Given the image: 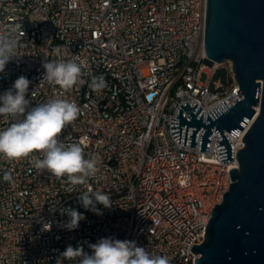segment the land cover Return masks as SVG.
Here are the masks:
<instances>
[{
    "label": "built area",
    "instance_id": "2783aa9c",
    "mask_svg": "<svg viewBox=\"0 0 264 264\" xmlns=\"http://www.w3.org/2000/svg\"><path fill=\"white\" fill-rule=\"evenodd\" d=\"M205 2L0 0V26H22L17 54L23 55L0 73V93L23 75L31 81L33 106L54 98L75 102L79 115L58 139L81 143L98 168L87 185L73 188L66 178L33 167L39 152L18 160L0 156V264H58L67 246L79 244L90 253L88 245L105 237L134 241L170 264H195L191 248L204 241L210 211L231 183L229 171L238 168L236 153L253 122L237 138L223 133L233 148L228 164L219 160L213 130L207 153L198 152L203 129L195 148L172 137L178 108L182 118L190 116L181 105L198 106L207 125L208 112L240 100L233 75L230 84L215 78L219 66L205 55ZM60 58L82 62L88 79L70 91L42 80L43 62ZM204 72L209 79L201 84ZM95 77L106 87L94 90ZM79 86L87 88L85 101L77 100ZM103 109H112V118L103 117ZM7 125L0 118V128ZM88 187L108 193L112 207L97 204L99 215L86 210L78 197ZM66 208L85 216L73 231L63 227ZM13 214L22 216V224L12 223ZM48 222L51 230L44 231Z\"/></svg>",
    "mask_w": 264,
    "mask_h": 264
},
{
    "label": "water",
    "instance_id": "95a60500",
    "mask_svg": "<svg viewBox=\"0 0 264 264\" xmlns=\"http://www.w3.org/2000/svg\"><path fill=\"white\" fill-rule=\"evenodd\" d=\"M204 50L210 63H230L240 100L208 112L207 125L198 106L181 105L190 116L178 108L171 119L175 142L195 148L203 129L198 152L207 153L213 130L219 160L228 164L233 148L223 133L237 138L253 122L236 153L238 168L229 171L232 184L211 212L203 244L191 252L200 255L195 264H264V0H206Z\"/></svg>",
    "mask_w": 264,
    "mask_h": 264
},
{
    "label": "clouds",
    "instance_id": "9594fccd",
    "mask_svg": "<svg viewBox=\"0 0 264 264\" xmlns=\"http://www.w3.org/2000/svg\"><path fill=\"white\" fill-rule=\"evenodd\" d=\"M21 25L0 26V73L6 65L18 55L22 47L18 30ZM42 80L59 85L66 91L76 86L82 75V62L72 59L45 60ZM31 81L26 76H19L10 88L0 93V118L8 122L7 127L0 128V156L9 160L27 158L34 152L42 154V158H34L31 162L37 170H46L58 178H66L70 187L87 185L89 178L98 171L97 161L86 158L81 143L64 144L58 137L64 128L75 121L80 109L75 102L68 99L54 98L44 103L31 104L28 94ZM91 87L102 90L106 83L102 77L93 78ZM6 180L10 175L6 174ZM78 200L86 209L101 214L97 204L105 209L113 205L111 196L101 190L88 187L80 193ZM68 217L63 227L73 231L85 219L83 213L75 208L61 211ZM52 223H43L44 231L51 230ZM91 252H85L82 245H69L60 254L57 262L75 260L76 264H170L163 255L150 254L144 247L137 246L130 240L100 238L88 245Z\"/></svg>",
    "mask_w": 264,
    "mask_h": 264
},
{
    "label": "bare ground",
    "instance_id": "6f19581e",
    "mask_svg": "<svg viewBox=\"0 0 264 264\" xmlns=\"http://www.w3.org/2000/svg\"><path fill=\"white\" fill-rule=\"evenodd\" d=\"M205 9H206V2H205ZM80 79H88V72H82V75H81ZM55 89H63V88H61L59 85H55ZM86 96H87V88H86V86H79L78 89H77V100L78 101H85ZM256 112H258V109H256ZM103 117L112 118V109H103ZM243 148H244V146H243ZM231 184H232V182L230 184H228V189H222L221 202L219 203V205L222 203V201H223L222 197L224 196L225 193L228 192ZM216 206H218V205H216ZM211 212L212 211H210L209 220L212 217ZM12 223H14V224H22V216L20 214H13L12 215ZM203 242L204 241H202V244H203ZM199 257H200V255H198V258Z\"/></svg>",
    "mask_w": 264,
    "mask_h": 264
},
{
    "label": "rangeland",
    "instance_id": "374dc122",
    "mask_svg": "<svg viewBox=\"0 0 264 264\" xmlns=\"http://www.w3.org/2000/svg\"><path fill=\"white\" fill-rule=\"evenodd\" d=\"M219 69H223L225 71L227 78H232L230 63H223L222 65L219 66ZM208 79H209L208 73L204 72L200 75L199 82L201 84H206Z\"/></svg>",
    "mask_w": 264,
    "mask_h": 264
},
{
    "label": "trees",
    "instance_id": "16d2710c",
    "mask_svg": "<svg viewBox=\"0 0 264 264\" xmlns=\"http://www.w3.org/2000/svg\"><path fill=\"white\" fill-rule=\"evenodd\" d=\"M220 77L224 83L230 84L231 83V78H227L225 71L223 69H219L216 72L215 78Z\"/></svg>",
    "mask_w": 264,
    "mask_h": 264
}]
</instances>
